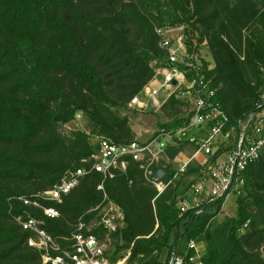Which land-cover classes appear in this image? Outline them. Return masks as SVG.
I'll return each mask as SVG.
<instances>
[{
	"label": "trees",
	"instance_id": "1",
	"mask_svg": "<svg viewBox=\"0 0 264 264\" xmlns=\"http://www.w3.org/2000/svg\"><path fill=\"white\" fill-rule=\"evenodd\" d=\"M173 25L183 26L189 55L208 52L206 73L229 118L253 110L264 90V0H0V264H40L27 242L31 233L15 219L24 210L61 243L101 201L97 173L50 203L59 211L54 218L17 197L50 189L67 170L86 166L96 135L135 139L113 108L126 106L152 78L151 63L165 60L155 28ZM183 103L172 96L162 109L175 117ZM77 112L88 130L63 134L60 127ZM188 181L180 177L155 199L134 167L104 181L123 214L110 234V264L127 253L129 264H166L171 251L191 264L190 240L199 243L203 264H264V158L247 167L235 211L221 220V199L180 214Z\"/></svg>",
	"mask_w": 264,
	"mask_h": 264
},
{
	"label": "built area",
	"instance_id": "2",
	"mask_svg": "<svg viewBox=\"0 0 264 264\" xmlns=\"http://www.w3.org/2000/svg\"><path fill=\"white\" fill-rule=\"evenodd\" d=\"M155 33L158 46L165 51V60L151 63L152 78L130 98L128 106L137 111H156L172 96L184 103L176 118L166 121L173 124L158 126L145 139L117 142L96 135L93 152L82 159L86 166L67 170L50 189L17 197L24 205L41 210L44 217L54 218L59 211L50 203L60 201L82 176L97 173L101 177L97 185L102 192L101 201L78 217L75 229L62 236L61 243L44 229L42 218L27 210L15 218L31 233L27 242L39 253L40 264H110V234L123 225V214L108 199L104 181L117 173L136 168L144 182L155 189L154 199L180 177H187V189L178 200L179 212L191 210L197 214L204 204L217 199L223 202L222 210L229 197L242 192L247 167L264 158V90L253 110L232 121L216 99L217 87L207 76V70L212 68L209 58L188 54L183 26L156 27ZM161 90L165 95L159 101L156 95ZM79 120L81 113L77 112L66 126ZM172 147L178 149L174 154ZM158 169L163 170L161 177ZM86 215L91 216L86 219ZM199 246L194 240L188 242L187 247L195 252L189 257L191 264H203ZM127 255L115 264H121ZM186 262L185 254L171 251L166 264Z\"/></svg>",
	"mask_w": 264,
	"mask_h": 264
},
{
	"label": "rangeland",
	"instance_id": "3",
	"mask_svg": "<svg viewBox=\"0 0 264 264\" xmlns=\"http://www.w3.org/2000/svg\"><path fill=\"white\" fill-rule=\"evenodd\" d=\"M205 47H203L204 49ZM209 58V54L206 50L201 52ZM164 92L161 90L156 98L159 101H162L164 98ZM161 106L158 110H147V111H137L128 106H120L118 108H113L116 111L117 115L120 117H126L127 124L131 128L134 138L145 139L150 135L152 130L156 129L159 126L160 122H166L171 118L170 115H166V111L162 109ZM80 128L84 130H88L86 127V121L84 116L82 115L81 120L77 121V123H73L70 126H62L60 130L63 134L68 135L72 131L73 128ZM235 211V198L233 196L229 197L223 209L220 211V214L217 216V219L221 220L224 216L232 215ZM124 258V257H123ZM121 264H129L126 260L122 261Z\"/></svg>",
	"mask_w": 264,
	"mask_h": 264
},
{
	"label": "water",
	"instance_id": "4",
	"mask_svg": "<svg viewBox=\"0 0 264 264\" xmlns=\"http://www.w3.org/2000/svg\"><path fill=\"white\" fill-rule=\"evenodd\" d=\"M157 174L161 177L163 175V170L162 169H158L157 170ZM182 200V198H181Z\"/></svg>",
	"mask_w": 264,
	"mask_h": 264
}]
</instances>
